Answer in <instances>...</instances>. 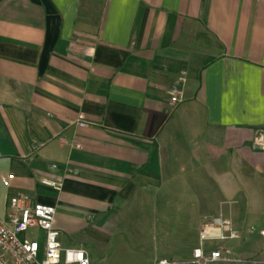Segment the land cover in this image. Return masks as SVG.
I'll list each match as a JSON object with an SVG mask.
<instances>
[{
  "label": "crops",
  "instance_id": "0c3cea01",
  "mask_svg": "<svg viewBox=\"0 0 264 264\" xmlns=\"http://www.w3.org/2000/svg\"><path fill=\"white\" fill-rule=\"evenodd\" d=\"M262 131L264 0H0V217L55 208L90 264H191L219 216L211 264H264Z\"/></svg>",
  "mask_w": 264,
  "mask_h": 264
},
{
  "label": "built area",
  "instance_id": "2783aa9c",
  "mask_svg": "<svg viewBox=\"0 0 264 264\" xmlns=\"http://www.w3.org/2000/svg\"><path fill=\"white\" fill-rule=\"evenodd\" d=\"M184 78H180L183 82ZM181 91L176 87L172 93V104L180 102ZM84 126V124H80ZM252 145L264 151V131L257 133ZM52 170L57 166L52 165ZM13 175L3 176L2 183L10 185ZM41 184L57 191L61 184L49 178H42ZM56 209L40 203H33L24 196L13 195L8 198V210L4 217H0V264H90L86 251L80 249H63L59 241V232L55 229ZM227 222L219 216L204 222L199 227L200 245L194 251L191 264H211L214 262H237L230 257L224 246L206 251V245L214 242H225L235 239L238 234L225 232ZM37 229L44 234L43 251L40 242L30 239L27 232ZM159 264H171L161 261Z\"/></svg>",
  "mask_w": 264,
  "mask_h": 264
},
{
  "label": "rangeland",
  "instance_id": "374dc122",
  "mask_svg": "<svg viewBox=\"0 0 264 264\" xmlns=\"http://www.w3.org/2000/svg\"><path fill=\"white\" fill-rule=\"evenodd\" d=\"M42 232H40L39 230L37 229H30L28 232H27V236L28 238L30 239H36L40 242V245H41V252L43 251V244H42Z\"/></svg>",
  "mask_w": 264,
  "mask_h": 264
}]
</instances>
